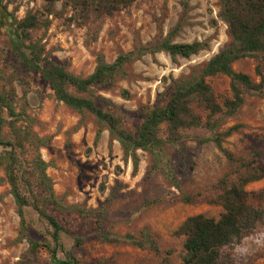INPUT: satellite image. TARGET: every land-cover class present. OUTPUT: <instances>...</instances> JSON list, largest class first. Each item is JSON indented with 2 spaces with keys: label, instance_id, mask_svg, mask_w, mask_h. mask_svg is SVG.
I'll use <instances>...</instances> for the list:
<instances>
[{
  "label": "rangeland",
  "instance_id": "obj_1",
  "mask_svg": "<svg viewBox=\"0 0 264 264\" xmlns=\"http://www.w3.org/2000/svg\"><path fill=\"white\" fill-rule=\"evenodd\" d=\"M0 1L14 29L16 21L30 12L49 18V28L32 31V40L45 47L50 60L79 77L94 72L99 54L112 63L137 44L166 36L183 14V0H138L114 16L100 19L95 14L88 19L79 17L76 14L80 9L66 6L65 0L55 3L51 15L44 0ZM188 2L187 24L175 42L208 40V50L189 59L178 57L175 62L166 53L147 55L128 67L130 78L96 91L97 97L110 101L101 103L103 108L127 115L130 129L141 124L143 110L156 104L158 95L166 89L164 78L188 75L230 42L227 25L219 17L220 0ZM258 66L264 75V58H247L233 67L259 83ZM209 82L220 101L232 97L229 78L216 77ZM0 85L16 90V111L25 109L34 120V131L50 139L41 155L50 165L47 173L56 195L83 211L71 214L65 224L69 234L61 235L60 256L75 258V264H181L185 238L177 231L183 222L200 214L219 218L223 211L218 204L219 181L226 178L230 185L235 184L247 174L242 164L256 158V153L264 166V94L245 90L246 102L238 114L221 121L220 133L240 125L223 143L238 162L225 157L213 142V133L206 129L188 131L180 145L165 148L179 183L177 188L164 174L152 170L150 152L138 151L139 168L134 173L132 159L125 158L120 143L107 129L96 142L99 126L95 117L79 114L57 101L41 74L27 71L5 30L0 33ZM123 91L129 98H124ZM3 150L0 145V154ZM247 190L249 203L264 211V178L250 183ZM9 191L0 168V264H51L44 248L39 258L29 261L28 241L16 242L20 218ZM181 196L191 197L192 203L181 202ZM25 211L31 239L54 246L47 223L31 207ZM229 252L234 264H264V228Z\"/></svg>",
  "mask_w": 264,
  "mask_h": 264
},
{
  "label": "trees",
  "instance_id": "obj_2",
  "mask_svg": "<svg viewBox=\"0 0 264 264\" xmlns=\"http://www.w3.org/2000/svg\"><path fill=\"white\" fill-rule=\"evenodd\" d=\"M44 1L47 3L46 12L51 15L55 3L61 0ZM137 1L65 0V5L80 9L76 15L83 19L92 14L100 19L114 16ZM182 6L181 20L166 36L146 44L139 43L132 51L121 53L112 63H108L103 55H97V66L88 77L76 76L57 65L47 56L45 47L32 40V31L42 27L48 29L51 25L49 18H43L44 14L30 12L24 19L16 21L18 39L13 41V49L27 71L40 73L57 101L79 114L89 113L95 117L99 126L96 142L107 129L111 138L120 143L125 158L132 159L134 173L139 168L138 151L150 152L152 170L164 174L177 188L179 183L170 167V160L166 159L165 148L180 145L188 131L206 129L213 133V142L225 157L231 162H238L223 143L240 129V125L220 133L221 121L238 114L246 102L245 90L264 94V75L260 66L256 70L261 78L259 83H254L247 74L236 72L233 67L236 62L247 58H264V0H220L219 17L227 25L229 44L203 66L192 68L188 75L164 78L166 89L158 95L155 105L143 110L139 126L130 129L125 113L101 106V103L110 101L97 97L96 91L130 78L128 67L147 55L166 53L175 62L178 57L189 59L210 48L208 40L175 42L187 24L188 0H183ZM216 77L230 79L231 98L219 100L209 82ZM122 94L124 98H129L126 91ZM16 99L14 88L6 89L0 85V145L4 147L0 154V168L5 172L9 193L15 200L20 218L16 242L28 241L29 261L39 258L44 248L51 264H75V258L68 255L62 259L60 256V252L63 253L61 235L69 234L65 224L71 214L83 211L79 206L67 205L63 198L56 195L53 180L47 173L50 165L41 155V149L48 146L50 139L42 138L34 131V120L25 109L16 111ZM255 156L246 163L240 160L247 174L240 176L235 184L230 185L226 178L219 181L221 195L218 204L223 210L219 218L195 215L179 227L177 234L185 238L181 264H234L229 249L264 228V211L249 203L247 190L250 183L264 178V166L258 160L260 155L256 153ZM165 159L164 165H161ZM180 201L192 203L189 196H181ZM28 207L51 228L54 246L31 239L25 211Z\"/></svg>",
  "mask_w": 264,
  "mask_h": 264
},
{
  "label": "water",
  "instance_id": "obj_3",
  "mask_svg": "<svg viewBox=\"0 0 264 264\" xmlns=\"http://www.w3.org/2000/svg\"><path fill=\"white\" fill-rule=\"evenodd\" d=\"M0 25L11 37L13 41H17V35L15 29L11 25V18L8 10L5 8L2 1H0Z\"/></svg>",
  "mask_w": 264,
  "mask_h": 264
},
{
  "label": "flooded vegetation",
  "instance_id": "obj_4",
  "mask_svg": "<svg viewBox=\"0 0 264 264\" xmlns=\"http://www.w3.org/2000/svg\"><path fill=\"white\" fill-rule=\"evenodd\" d=\"M1 31H3V30H2V27H1V25H0V33H1Z\"/></svg>",
  "mask_w": 264,
  "mask_h": 264
}]
</instances>
